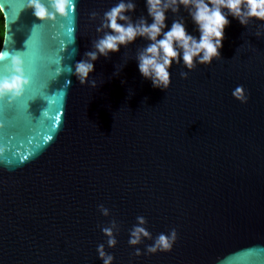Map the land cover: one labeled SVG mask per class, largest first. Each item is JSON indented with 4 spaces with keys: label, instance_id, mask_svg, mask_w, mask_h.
I'll use <instances>...</instances> for the list:
<instances>
[{
    "label": "water",
    "instance_id": "water-1",
    "mask_svg": "<svg viewBox=\"0 0 264 264\" xmlns=\"http://www.w3.org/2000/svg\"><path fill=\"white\" fill-rule=\"evenodd\" d=\"M119 2L76 0L74 14L42 23L20 11L26 0H0V78L19 54L31 80L23 97L0 100V264H103L99 244L113 264H264V21L228 15L222 59L197 63L188 79L174 62L166 91L139 71L136 55L151 43L142 37L100 56L96 88L81 85L75 66L103 35L90 14ZM131 2L132 22L151 24L147 0ZM181 20L199 40L182 5L163 31ZM237 86L247 103L233 97ZM138 216L153 239L132 247ZM113 219L109 248L101 227ZM172 229L171 251L148 254Z\"/></svg>",
    "mask_w": 264,
    "mask_h": 264
},
{
    "label": "clouds",
    "instance_id": "clouds-1",
    "mask_svg": "<svg viewBox=\"0 0 264 264\" xmlns=\"http://www.w3.org/2000/svg\"><path fill=\"white\" fill-rule=\"evenodd\" d=\"M184 6L190 12L192 20L197 25L200 38L189 35L183 21H174L167 32L166 12L179 13L180 6ZM211 5V7L209 6ZM28 8L42 22L55 23L58 17H67L69 10L74 14L76 0H26L21 10ZM148 13L152 23L148 24L144 18L133 23L125 13L134 12L135 4L129 0H120L119 3L104 12L103 17L92 12L93 21L99 18L100 25L96 28L103 35L93 43V51L87 52V59L78 62L75 66V75L81 85H91L96 88L97 82L90 79L95 70V62L103 56L108 58L111 53L119 52L120 46L127 47L138 37L151 41L145 48L138 51L136 60L141 75L151 81L154 88L166 91L171 87L172 79L169 69L173 63L179 65L181 59L188 71L181 70L182 79H188V72L194 71L199 65H211L212 61L221 60L220 50L225 39V30L230 25L228 15L237 19L242 25L247 26L250 20L264 21V0H147ZM227 10V13L225 12ZM19 11V12H20ZM17 13V18L19 15ZM123 21L124 23H118ZM36 27V26H35ZM110 30V31H109ZM163 36L162 39L158 37ZM68 73H72V68ZM63 71H60V74ZM10 75L0 78V100L11 98L9 102L23 97L26 88L31 86V80L26 77L25 63L21 55L11 56ZM115 75H119L116 74ZM233 97L241 103H247L243 86H237L232 93ZM104 217L110 216V210L104 205L98 206ZM138 224L130 231L129 244L136 247L142 244L144 239H153L146 230L147 220L143 216L137 217ZM101 231L108 238L109 248H115L118 241L114 231L119 227L116 220H112L110 226H102ZM178 234L175 229L168 235L159 234L153 244L148 245V254L171 251L176 243ZM97 252L103 264H113L114 256L105 251L104 244L97 246ZM135 256L143 255L137 248Z\"/></svg>",
    "mask_w": 264,
    "mask_h": 264
},
{
    "label": "trees",
    "instance_id": "trees-1",
    "mask_svg": "<svg viewBox=\"0 0 264 264\" xmlns=\"http://www.w3.org/2000/svg\"><path fill=\"white\" fill-rule=\"evenodd\" d=\"M4 35H5L4 15L0 9V49L4 40Z\"/></svg>",
    "mask_w": 264,
    "mask_h": 264
}]
</instances>
